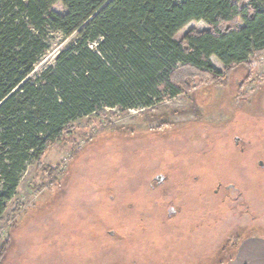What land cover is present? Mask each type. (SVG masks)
<instances>
[{"label": "rangeland", "instance_id": "rangeland-1", "mask_svg": "<svg viewBox=\"0 0 264 264\" xmlns=\"http://www.w3.org/2000/svg\"><path fill=\"white\" fill-rule=\"evenodd\" d=\"M207 29L194 21L176 39ZM65 43L53 35L37 72ZM250 64L224 84L192 78L154 109L73 122L41 166L27 164L0 219V263L148 264L134 256L140 238L158 264H213L264 235V54Z\"/></svg>", "mask_w": 264, "mask_h": 264}, {"label": "trees", "instance_id": "trees-1", "mask_svg": "<svg viewBox=\"0 0 264 264\" xmlns=\"http://www.w3.org/2000/svg\"><path fill=\"white\" fill-rule=\"evenodd\" d=\"M194 21L208 29L178 41ZM54 34L66 43L37 72ZM262 54L264 0H0V219L27 164L41 166L73 122L108 108L154 109L195 77L224 84Z\"/></svg>", "mask_w": 264, "mask_h": 264}, {"label": "crops", "instance_id": "crops-1", "mask_svg": "<svg viewBox=\"0 0 264 264\" xmlns=\"http://www.w3.org/2000/svg\"><path fill=\"white\" fill-rule=\"evenodd\" d=\"M136 240L138 242L134 243V256L143 259V262L148 261V264H158L157 259L161 256L153 250H149L150 254L148 250L142 248L139 242L140 238H136ZM166 254L170 255L171 252ZM213 264H264V235H250L242 238L232 254L227 258L219 259L218 262H214Z\"/></svg>", "mask_w": 264, "mask_h": 264}, {"label": "flooded vegetation", "instance_id": "flooded-vegetation-1", "mask_svg": "<svg viewBox=\"0 0 264 264\" xmlns=\"http://www.w3.org/2000/svg\"><path fill=\"white\" fill-rule=\"evenodd\" d=\"M235 141L237 142V144L239 143V142H238V141H239L238 138H235ZM219 187H220V186H219ZM228 189L232 191V189H231L230 187H228Z\"/></svg>", "mask_w": 264, "mask_h": 264}]
</instances>
